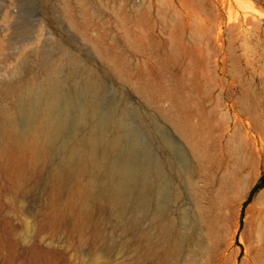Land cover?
Returning <instances> with one entry per match:
<instances>
[{
  "label": "rangeland",
  "instance_id": "374dc122",
  "mask_svg": "<svg viewBox=\"0 0 264 264\" xmlns=\"http://www.w3.org/2000/svg\"><path fill=\"white\" fill-rule=\"evenodd\" d=\"M183 79L184 108L153 89ZM50 101L61 129L45 161L0 155V264H136L147 208L162 205L189 235L177 264H264V0H0V110L25 132ZM164 112L185 116L190 137ZM120 127L102 179L115 171L122 201L102 200L83 222L72 181L52 197L51 170L92 128L112 139ZM186 165H200L195 187L178 176ZM209 232L211 254L198 245Z\"/></svg>",
  "mask_w": 264,
  "mask_h": 264
},
{
  "label": "bare ground",
  "instance_id": "6f19581e",
  "mask_svg": "<svg viewBox=\"0 0 264 264\" xmlns=\"http://www.w3.org/2000/svg\"><path fill=\"white\" fill-rule=\"evenodd\" d=\"M69 17L71 23L76 25V21L73 19L71 13L69 14ZM136 39L135 34L130 32L129 41L131 46L135 45ZM107 59L116 71L121 72L117 60L114 57L107 56ZM31 83L36 86V80L34 78H32ZM13 86L12 82L5 81L3 88L4 93L9 94L12 91ZM153 89L155 91H160L167 97L173 98L179 109L184 108V106L191 103V98L187 93L185 79L179 80L178 84L171 90H165L160 86L153 87ZM137 90L147 96V98H150V94L145 87L137 86ZM53 107L54 102L50 101V103L46 104L33 127L25 132L19 131L14 124L12 125L8 123L10 121V115L8 114L7 109L2 107L0 110V138L2 139L0 143V155H5L11 159L15 153L23 154L29 152L32 154V157L36 162L45 161L48 152L54 146L61 129V123L55 122L51 117ZM164 113L185 137H190L194 130V126L185 116L183 117L180 114L175 117L166 112ZM123 131V127H120L118 133H116L114 137L112 136V139H104L94 128H92L88 137L74 141L70 146L68 156L64 158L61 163L53 166L51 170L50 182L52 186V197H54L62 188L67 187L68 183L72 181L76 187L74 200L79 205L78 215L83 222L92 219V207H99L102 200L108 199L111 206H115L118 202L122 201L121 190L124 185L114 177L115 171L112 170L111 175L109 176L110 179L108 180L102 179V175L104 174V171H106V165L111 154L114 153L120 143ZM165 142L170 145L169 140L166 139ZM190 144L194 151L198 148L196 140H190ZM99 146H101L100 151H98ZM236 150L239 149L236 148ZM239 152L240 151H238V153ZM195 156L199 158L201 153L196 150ZM197 167L199 168L200 165H186L184 172L177 169L178 176L182 177L186 174V181L191 186L195 187L194 171ZM68 169L74 171L72 180L69 178ZM87 173L90 176L89 180L83 181L80 177L82 174ZM234 178L233 185L238 188L242 184L241 174H236ZM151 183L152 180L144 181L142 187L147 189L150 187ZM100 185L103 192L101 194L97 192V187H100ZM172 193L175 199L180 196V193L176 188L173 189ZM168 208V205L159 206L155 211H153L151 207L147 208L146 214L153 219L154 225L152 229L147 228L137 232V246L133 249L136 264H177L179 260H182L185 251L184 244L189 239V235L188 232L180 230L177 226L178 223L170 218ZM260 210L263 212L264 206L261 207ZM182 221L187 226L193 222L192 215L188 212L185 213L182 216ZM138 222V220H132L134 226H136ZM214 235V232H209L206 234V237L204 236V240L203 238L198 240L199 247L207 251L209 254L215 250V245L210 241V236ZM184 264H195V259L188 260Z\"/></svg>",
  "mask_w": 264,
  "mask_h": 264
}]
</instances>
